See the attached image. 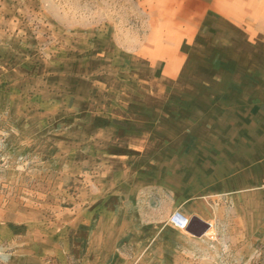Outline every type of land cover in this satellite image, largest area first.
I'll return each mask as SVG.
<instances>
[{"label":"rangeland","instance_id":"rangeland-1","mask_svg":"<svg viewBox=\"0 0 264 264\" xmlns=\"http://www.w3.org/2000/svg\"><path fill=\"white\" fill-rule=\"evenodd\" d=\"M0 264H264V0H0Z\"/></svg>","mask_w":264,"mask_h":264},{"label":"water","instance_id":"water-1","mask_svg":"<svg viewBox=\"0 0 264 264\" xmlns=\"http://www.w3.org/2000/svg\"><path fill=\"white\" fill-rule=\"evenodd\" d=\"M176 219L179 221V222H182L183 221V217L181 215H177L176 216Z\"/></svg>","mask_w":264,"mask_h":264}]
</instances>
